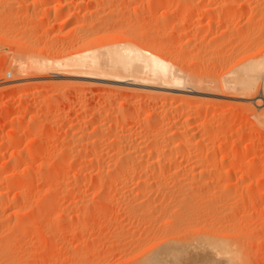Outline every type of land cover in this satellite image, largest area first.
Returning a JSON list of instances; mask_svg holds the SVG:
<instances>
[{
	"label": "rangeland",
	"instance_id": "obj_1",
	"mask_svg": "<svg viewBox=\"0 0 264 264\" xmlns=\"http://www.w3.org/2000/svg\"><path fill=\"white\" fill-rule=\"evenodd\" d=\"M65 1L70 0H0V82L3 79H12L10 76L13 77L14 72H11L7 66L11 60L10 58L13 57V53L19 51L18 54L23 55L22 50L25 49L18 45L21 42L28 43L30 41L40 47L46 46L47 51L44 47L46 55H49L50 52L53 56L57 54L60 57L66 56L75 48V33L72 31V27L77 23L79 24V22L81 23L82 12L77 17L70 18L67 22H62L64 20L62 18L65 16L64 13H59L60 15L54 17L58 14L53 10L55 4L58 5L59 2L63 3ZM169 1L166 3V5L170 3L169 5L159 8L155 13L152 12L154 18H149L150 12H147L149 13L146 14L148 16L145 15L144 17L154 19V25L160 26L159 28L164 26V30L163 28L158 29L161 33L159 34L161 38L158 39L163 42L161 46L165 50L163 52L171 57L174 62L185 57V61L189 62V67L187 65L184 68L186 72L191 69L193 74L196 71L197 75L195 74V76H199V78L200 76L202 78L209 76L212 81L216 82L218 79L219 83L224 76L228 78L229 75L227 74L231 73L236 66L239 67L246 57H257L258 53L260 54L264 50V0H180L182 3L179 0ZM179 5L181 6L178 7ZM211 5L215 9L212 14H209L205 8L208 7L206 9H209ZM174 6L176 7L175 10ZM47 7L49 8L48 13H51V15L44 14L48 10ZM189 7L191 8L189 9ZM168 8L171 10H168ZM239 11H243L242 15L244 16H239ZM208 14L214 20L211 24H207L206 20L203 19H206ZM171 19L174 20L173 23ZM161 22L163 23L162 26L160 25ZM169 24L170 26H168ZM172 27L175 28L174 31L177 30V33L183 28L180 30L182 31L181 39L176 36V32H173V35ZM197 27L201 28L198 29ZM80 31H83V28L79 29L78 34L81 33ZM171 36L173 37L171 38ZM174 38L176 39L174 40ZM97 42L103 44L102 41ZM107 42L109 43L105 40L104 44ZM43 47L41 48L43 49ZM33 53H40L46 58V55L40 51ZM38 71L40 70H32V73L30 72L28 76H24L18 82L16 81L17 84L13 87L10 86L0 90V187L2 191L4 190V195H2V198L0 197V264H153L148 260L152 256L153 250H155L152 245L154 242L160 241L159 238H162L163 242L164 238L166 240V238L171 237L169 236L171 227L163 221L168 220L167 223H170L172 217L166 219L165 212L161 215L159 212H157L158 214H148V217H146L147 213H144L146 216L141 213L143 208L141 206H144V210L147 207L148 209L153 208L152 205L148 204L156 205L158 201L151 203L149 202L150 199L147 198L143 202H141L142 199L130 201L128 195L133 191L134 186H137L134 185L137 177L133 175L131 170H128L129 174L122 175L124 179L120 178L116 182L112 181L115 179L116 174L113 173V178L110 177V174L107 176L108 173L115 170L111 167H108L110 169L108 170V165H105L106 163L109 164L108 156L105 157L99 154L108 149L109 143L104 141L105 145H102L103 142H101V146L97 147L102 151L98 152L97 149L96 154L104 158L101 159L102 161L100 160L101 163L97 161L100 164L95 161L93 164L91 161L81 158L86 154L85 152H87V155L89 154V147L87 148L84 145L87 142L85 141V135L87 133L92 134L95 126L103 123L107 124L108 117H105L107 113L110 114L111 111L113 112L118 108L120 110L124 109L125 113L127 110L128 113V110H131L134 105L137 106L136 108L140 105L141 108L143 107L142 101L133 104L132 96L129 97L130 95H128L127 88L132 84L131 81L111 82L105 85L104 81L90 80L98 83V85L89 88L88 86L85 87V82L89 79L83 76L71 77L65 70L60 71V73L57 72V74L48 71L38 73ZM9 72L11 75H8ZM258 82L260 83L256 84V87H258L257 92L255 91V94H252L253 96L250 95L246 98L234 94V96L229 94L226 97H212L203 94L198 97L201 102L197 106L200 107L198 109L195 108L196 106L192 108L191 111L195 112H193L195 116L193 114L192 122H201L209 131V134L205 136L198 132L197 137L194 136L192 142L195 144L200 141L198 149L202 152L215 149V155L209 158L210 162L204 161V158L201 157V162L203 160L207 164L204 163L203 165L199 159L202 166L197 165L193 169L187 167L183 168L184 171H182L183 169L178 171L171 169L172 174L177 172L176 176L175 174L172 175L170 170L165 172L166 175L164 172L159 174L160 177L159 175L158 177L154 176L149 171L147 177L151 178L148 180V185H146L147 189L150 188L151 191H155L154 189L162 185V189L166 186V189L169 190L170 185L174 183L175 185L173 184L171 187L173 190L179 188L180 191H184L186 201H182L185 202L184 205L179 203V208L181 206L186 207L184 209L181 207V210L187 212V214L191 212L188 217L190 219H193L191 216L194 217V223L199 221L196 217L201 216L199 218L206 221V224L211 221L209 225L212 223L214 227L218 228V231L223 229V231H220L221 236L226 231L223 234H226L227 239L230 237L229 241L236 245L241 252L242 264H264V129L260 128L259 122L252 114L256 112L255 114L260 115L264 112V97L262 96L264 86H262V81L259 80ZM122 89L123 91H121ZM185 95L187 98L190 96L189 93H185ZM155 104L157 108L160 106L157 103ZM145 108L149 107L146 106ZM138 109L140 110V108ZM159 109L162 108L159 107ZM132 126L129 128L131 132L138 127L133 126V129ZM129 129L125 128L124 132L121 133L127 135L130 133ZM137 130L138 128L135 132ZM17 134H19V137ZM124 134L123 136L126 137ZM28 147L33 150V157L29 159L25 156ZM80 152H84V155H81ZM34 153H36V156ZM77 154H80V157ZM225 155L229 156L224 157ZM95 163L101 167L106 166L104 167V175L101 176L104 178L102 181L106 183L104 185L106 190H100L98 187L99 181L96 178L94 180L93 178L90 179L89 183H81L77 188L73 186V180L75 178L79 180L83 177V174H88L87 170L95 166ZM64 164L68 166L65 165L64 168ZM211 164L221 166V169L224 168L226 171L217 169L214 172L211 166L213 168L215 165ZM199 167L200 169L203 168L204 172L199 170ZM194 168L198 169L195 170ZM47 170L49 171L47 172ZM200 171L201 173H199ZM167 172H170L169 175ZM192 173L197 176L193 177L194 174L192 176ZM163 174L164 178H161ZM200 174L205 176L199 178L198 175ZM17 177L21 179L19 180ZM125 177H127V180ZM156 178L160 179L159 183ZM150 180L151 182H149ZM174 180L176 181L174 182ZM110 181L114 184L107 187ZM166 181L169 182L166 184ZM199 182H202L201 185L198 184ZM66 185L67 187H64ZM149 185L151 186L149 187ZM66 188H69L70 191ZM95 189H98V191ZM192 191L197 192L190 193ZM19 192H21L22 197L18 195L14 199V196ZM99 192L102 201L96 198ZM152 193H150V197L152 195L151 199L154 198ZM186 193L189 194L186 195ZM192 194H196V198ZM188 198L191 199L190 203L187 201ZM47 200H51L53 203L48 202L47 204ZM144 202L146 205H143ZM197 203L198 205H196ZM174 204L177 203L172 202L171 205L170 202L167 204L168 210H173V207L178 206H174ZM161 216H164L165 219L161 220L160 218H163ZM166 216L170 215L167 214ZM149 220L150 222H148ZM161 223H165V225L162 226ZM198 225L202 226L203 223L199 221ZM158 227L160 228L158 229ZM198 228L197 230H201V228ZM161 230L169 232L165 233L163 231L161 233ZM192 230H187L188 234L185 230L186 234L183 235L182 233L185 232L182 231L180 233L184 239L186 238L191 242L192 245L189 247H193V249H189L190 252L187 253L186 248L184 252L186 251L187 254L181 251L177 252L179 253V255L176 254L179 256L178 258L185 255L183 260H186L182 261L181 259L178 262V258H176L177 262L179 264L180 261L183 264H196V261L201 262L200 259H204L202 260L204 262L207 260L205 263H198L218 264L213 258V254L211 255V249L208 246L205 248L206 245L201 246L195 242L197 241L196 238H199L196 233H200V230H196V233L189 232ZM210 231L207 232L211 234ZM218 231L212 233L218 234ZM202 232H206L205 227L202 228ZM163 233L168 235L163 236ZM180 235L178 236L180 237ZM194 248H197L198 252L199 250L203 251V254L207 253L208 256L202 255V253L199 255L196 253L197 249L194 250ZM193 250L200 257L192 256V254H195L194 252L191 253ZM209 252L210 254H208ZM180 253L183 254L181 257ZM187 255L192 256L193 260L191 262H187ZM147 256L149 257L147 258ZM196 258L199 259L195 260ZM170 262L176 264L173 260Z\"/></svg>",
	"mask_w": 264,
	"mask_h": 264
},
{
	"label": "bare ground",
	"instance_id": "obj_2",
	"mask_svg": "<svg viewBox=\"0 0 264 264\" xmlns=\"http://www.w3.org/2000/svg\"><path fill=\"white\" fill-rule=\"evenodd\" d=\"M168 1L169 0H146V1L145 0H75V1L70 0V1H65L63 3L59 2L58 5L55 4V6L53 7V10L55 11V13H58V14L54 15V17L57 15H60L59 13H61V14L64 13L65 16H63L64 18H62V19H64L62 22H67L70 20V18L77 17L82 12L81 13V15H82L81 23L79 22V24L77 23L75 26L73 25V27H72V31L75 33V43H76L75 48L73 50H71L69 54H67V55L65 54L66 56L60 57L57 54L53 56V54H51L50 52H49V55H46L44 53L45 49L47 51L46 46H44L45 49L43 46H41V47H43V49H42L37 44H34V42L31 43L30 41H28V43L27 42L26 43L21 42L20 44L17 43L18 45H21L22 47H24L25 50L24 51L22 50V52H23L22 56L18 54L19 51H18V53H13V55H12L13 57L10 58L11 60L8 63L7 67L9 70H11V72L12 71L14 72L13 73L14 75H13V77L10 76L12 78L11 80H4L3 79V81L0 82V90H2L3 88L6 89L10 86L13 87L15 84H17V82L20 79L22 80L24 76H28L29 73L35 69L42 71V73H43V71H45V72L48 71L49 73L51 72L53 74L54 73L57 74V72L60 73V71L65 70V71H67V74L70 75L71 77L83 76L86 79H89L87 82H85V87L88 86L89 88L95 87V85H98V83H94L90 80H101V81L105 82L104 83L105 85L110 84L111 82L112 83H123V81H125V80L131 81L132 84L130 85V87L127 88L128 90L127 89L126 90L129 93L128 95H130L129 97L132 96V103L136 104V103L142 101L143 107L148 106L149 108H147V109H149V110H147L144 107L146 109V111H145V109L143 107H142L143 108L142 109L141 105L139 104L140 106L138 108H140V110H141L140 111L138 108H136L137 106L134 105L135 106L134 107L132 104L133 108H131V110H128L129 111L128 113H127L126 108H125L126 113L124 112V109L120 110V108H118L117 110H114L113 112L111 111L110 114L107 113V115H105V117L106 116L108 117L107 124L103 123L102 125L95 126L93 128V130L91 129L93 132L92 134L87 133L85 135L86 136L85 141H87V142H85L86 144H84V143L83 144L86 145L87 148L89 147V149H88L89 154L87 155V152H85L86 154L84 155L83 154L84 152L83 153L80 152V153H82L81 155H84L81 158L85 159V160L87 159L88 161H91V163H93L95 161L96 163L100 164L101 163L100 160L103 157H101V156L99 157V155H102V156L104 155L105 157L108 156L107 158H109L108 159L109 161L107 159L106 160L108 161L109 164L106 163L105 165H108L107 166L108 170H110L108 167H111V169L113 168L115 171H113L112 173H108V174L106 173V174H107V176H109V174H110L111 178H113V175L116 174L114 176L115 179L112 180L115 182L117 180H119L120 178L124 179V177L122 175L125 176L126 174H129L128 170H131L133 175H135L137 177V178H135L136 179L135 180V179H133L134 177L131 175L133 177L132 179L135 180L134 185H137V186H134L135 188L133 189V191H131V192L129 191L130 193H132V194L129 193V195H128L129 196L128 198L130 199V201L133 199H138V200L142 199L141 202H143V200L145 198L150 199L149 202H151V203L158 201L159 205H158V203H156V205L149 203L148 205H150V206L152 205L153 208L150 207L148 209V207H147V209H146L147 212H146V210H144V206H141V207H143L141 213H143V214L147 213V216L145 214H144V216L148 217V214H151V215L152 214H158L157 212H159V214L161 215L165 212L164 215H165L166 219H170L172 217V219L170 220L171 221L170 223H167V222H169L168 220L163 221L166 224L170 225V227H171L170 232L169 231L165 232L164 230L163 231L165 233H168V232L171 233L169 235L171 237L166 238V240L164 238L163 242H162V238H159V240L161 239L160 241L154 242L152 247L155 248V250H153L152 256H150V257L147 256V258L149 257L148 260L151 263H153V264H159V263L171 264L172 262H170V261L173 260L176 262V264H179L178 262L181 259H182V261H186V260H183L185 258L184 257L185 255L182 256L183 254L180 253V257L181 256L182 257L178 258L179 256H177V255H179V253H177V252H179V251L184 252V250L187 248L186 249V250H188L187 253H189L190 252L189 249H193V247L192 248L189 247L192 245L191 242L189 240H187L186 238L184 239V237L182 235H180V233L185 232V231L187 232V230H189V229H193L192 231H189V232H195L196 233L197 231L200 230L199 228H201V230H202V228L205 227L206 232L201 233V230H200L201 234L196 233V234H198L197 236H199V238H196L197 241H195V242H197V244H199L201 246L206 245L205 248H207V246H208L211 249V255L213 254V258H215V260L218 262V264H242V258L243 257L241 255V252L239 249H237L236 245L232 244L231 241H229L230 237H228V239H227L226 234H223L226 232L225 229H224L225 232L222 233L223 236H221L220 231H223V229H220V231H218V228L216 226H215L216 227L215 228L212 223H211L212 226L209 225V222H211V221H209L208 224H206V221L201 220L199 218L201 216L196 217V219H198L200 221V223L201 222L203 223V225L200 226L201 224L198 225V223H199L198 220H196V221H198L197 223H194L195 218L192 217L191 214H190V216L194 220L190 219V217H188L189 216L188 214L191 213V212H189L190 209L188 210L189 213L187 214V212L181 210V207L183 209L186 207L181 206L179 208V203H181V204L183 203V205H184L185 202H182V201H186L184 191H180L179 188H178V190H177V188L173 190L171 187L174 183H172V185H170V188L172 190L169 188V186H168L169 190L166 189V186H165V188L162 189L161 188L163 186L162 185L161 187L158 186L156 189H154L155 191H151L150 188L147 189L146 185H148V180L151 178V177H149V178L147 177L149 174L148 173L149 171L154 176L158 177L159 174H162L163 172L165 173L168 170L171 171V169H175L173 171H178V170H181L185 167L193 169L194 166H197V165L202 166V164H200V163H203V165H204V163H206V162H203V160L201 162V157L204 158V161L210 162L209 158L211 156L215 155V149H211L210 151L205 150V152L203 151L204 152L203 153L200 149H198L199 148L198 143H200V141H197L195 144L192 142L193 137L196 136V134L198 132H200L202 135L207 136V134H209V131L206 130L205 125L203 126V124H201V122L200 123H193L192 122V120H193L192 117H193V114L195 112L191 111V110L195 106H196L195 108H197V109H198V107H200V106H197L198 103L201 102L198 100L199 99L198 97H200L203 94H208L212 97H216V96L226 97V96H229V94L230 95L234 94V95H238L239 97H243V98H246L252 94H255V91L257 92V90H258L257 89L258 87H256V84L260 83V82H258L259 80L262 81V83H263L262 86H264V50L263 51L261 50L262 52L260 54L258 53L257 57L256 56L255 57L251 56L252 58L246 57V59L244 61H242V64L239 65V67L236 66V68L232 71L233 74H232V72L228 73L227 75H229V76L226 75L228 78H226L224 76V78L222 80L220 79L219 83H218V79H217V81H216L217 83H216L215 81H212L209 78V76H207L208 77L207 78L205 75H203V76H205V78H202L201 76L199 78V76L198 77L195 76V74L197 75V73H195L196 71L194 72V74H193V71L191 73V69H190V71L187 70V72H186L185 71L186 69L184 70V68L188 65L189 62L185 61V59H186L185 57H184L185 59L181 58L180 60L174 62L173 60H171V57L167 56V54H164V52H163L164 48L162 49V46H161V43H163V42H160V39H158L160 37L159 34H161L158 29H162L164 26L162 28H159L160 26H158L156 24L154 25V22H153L154 19H147L148 17L147 18L144 17L146 14H149L147 12H150V14H151L154 11V13H155L156 11L159 10V8H162L163 6L165 7V5ZM170 3H168L167 5H169ZM180 3H182V2L180 1ZM174 5L176 6V4H174ZM180 6L181 5H179L178 7H180ZM192 6H193V4H192ZM213 7L211 5L209 7V9H206V8H208V7H206L205 10L209 14H212L213 10L215 9ZM190 8L191 7H189V9ZM219 8H221V7H219ZM169 9L170 8H168V10ZM175 9H176V7L174 8V10ZM199 10H201V9H199ZM217 10H218V7H217ZM48 12H49V8L44 14L51 15V13L49 14ZM259 12H261V11H259ZM154 13H152L151 15L149 14V18H154V16H152V15H154ZM209 14L206 17V19L202 17L204 20H206L207 24H211V22L214 21L212 19L211 15L209 16ZM242 14H243V11L238 12L239 16H241ZM146 16H148V15H146ZM156 16H158V15H156ZM203 16H205V15L203 14ZM242 16H244V15H242ZM62 19H60V20H62ZM78 21L79 20L77 19V22ZM171 21H172V19H171ZM173 21H172V23H173ZM157 23H158V21H157ZM196 24H198V23H196ZM160 25L162 26L163 23ZM168 26H170V24ZM188 26H189V24H188ZM182 27H184V26H182ZM80 28H83V31H80L81 33L78 34V31ZM200 28H198V29H200ZM77 29H78V31H77ZM182 29L183 28H181L180 30H182ZM163 30H164V28H163ZM172 30H171L172 33L173 32L175 33L177 31V30L174 31L175 28H173V27H172ZM180 30L178 33L176 32V36L179 38L181 37V33H182V31H180ZM160 31H162V30H160ZM174 33H173V35H174ZM172 37L173 36H171V38ZM164 38H166V37H164ZM164 38H162V39H164ZM175 39L176 38H174V40ZM105 40L109 41V43L107 42L106 44H104ZM37 41H39V40H37ZM97 41H100V42L102 41L103 44H99V42H97ZM39 45H41V44H39ZM261 49H263V48H261ZM38 51H40L41 53H44L46 55V58H45V56L40 55V53L39 54H37V53L32 54V52H38ZM258 51H260V50H258ZM168 54H169V52H168ZM170 55H171V53H170ZM180 57H182V56H180ZM188 67H189V65H188ZM40 71H38V73ZM234 71H236V72H234ZM240 71H242V72H240ZM188 72H190V73H188ZM8 75H11V73ZM49 75H51V74H49ZM38 77H40V76H38ZM214 80H216V79H214ZM83 86H84V84H83ZM121 91H123V89ZM187 91H190V92H187ZM185 93L190 94V96H188L189 98L186 97ZM262 96L264 97V88H263ZM110 102H112V101H110ZM155 103H157V105H160L159 107L162 109H159V107L157 108ZM144 104H146V105H144ZM199 105H200V103H199ZM130 106H131V104H130ZM164 107L165 108L168 107V108L165 109ZM248 107H250V106H248ZM261 112H263V111H261ZM255 113L256 112L252 113L254 118H256L257 121L259 122L258 124H259L260 128L264 129V112L261 113L260 115H257ZM194 116H195V114H194ZM197 122H198V120H197ZM225 123H226V121H225ZM134 124H138V125H136V126H138L137 127L138 130L136 132H135V130L137 128L134 129V127H136ZM206 124H208V123H206ZM131 125L134 126V127L132 126L134 129V130H132V132L129 129V128H131ZM207 127H210V126H207ZM125 128L129 129V132H130L127 135H125L123 133L126 137H124L123 134L121 133V132H124L123 130H125ZM18 133H20V132H18ZM17 135L19 137V134H17ZM202 135H201V137H202ZM14 137H12V138H14ZM82 137H83V135H82ZM16 138H17V136H16ZM224 140H226V139L224 138ZM104 141L109 143L108 149L106 151H103L99 155L96 154L97 149H98V152L100 150L102 151V149L99 150V148H97V147L101 146L100 145L101 142H103L102 145H105ZM15 142H16V140H15ZM10 143H11V140H10ZM221 143H222V141H221ZM84 145H83V148H84ZM210 146H211V144H210ZM211 147H213V146H211ZM26 150H27L26 155L25 154L24 155L28 159L32 158L33 157V150L31 149V147H30V149H29V147H28V149L26 148ZM78 153H79V151H78ZM35 154L36 153H34V155ZM77 156L80 157V154H77ZM227 156H229V155H225L224 157H227ZM74 157H76V156H74ZM224 157L222 156V158H224ZM199 159H200V163H199ZM216 160H217V158H216ZM237 160H240V159H237ZM97 161H99L100 163ZM98 164H96L95 166H92L90 168L88 167L89 168V170H87L88 174L87 173H86V175L83 174V177H81L79 180H76V178H75L74 180H76V181L73 180L74 183L72 182L73 186H75L77 188L78 186H80L81 183H84V184L89 183L91 181L90 179L93 178V180H94L96 178L99 181L98 187L100 188V190L101 189L106 190V188L104 186L106 183L104 181H102V180H104V178L101 177L104 175L103 174L105 171L104 167H106V166L103 165V167H101ZM225 164H227V163H225ZM225 164H224V166H225ZM65 165L66 164L63 165L64 168L66 166H68V165H66V166ZM211 165H215V166L212 168ZM211 165H210L211 169H213V171L215 172V170L217 171V169L220 170L221 166L223 164L221 163V166H219L220 168L216 164H211ZM64 168L62 167V169H64ZM135 169H137V170H135ZM197 169L198 168H196L195 170H197ZM202 169H200V167H199V170H202ZM206 169H205V172L207 171ZM27 170H29V169H27ZM221 170L224 171L225 169L223 168ZM48 171L49 170H47V172ZM85 171H86V169H85ZM182 171H184V169ZM179 172H181V171H179ZM185 172H187V171H185ZM20 173L23 174L22 172H20ZM169 173H168V175H169ZM197 173H198V171H197ZM199 173H201V171ZM171 174H172V171H171ZM173 174H175V176H176L177 172H174ZM193 174L194 173H192V176H193ZM204 174H206V173H204ZM165 175H166V173H165ZM187 175H190V174H187ZM201 175L202 174L198 175V177L202 178L203 176H205V175H202V176ZM149 176H151V175H149ZM196 176L197 175L194 174L193 177H196ZM159 177H160V175H159ZM169 177H171V176H169ZM17 178L19 179V177H17ZM126 178L127 177H125V179ZM152 178H154V177L152 176ZM161 178H164V174H163V177L161 175ZM156 179L159 180L158 181V183H159L160 179L159 178H156ZM107 180L109 181V179H107ZM151 180L153 181V179H151ZM151 180L149 182H151ZM184 180H186V179H184ZM112 181H110V183L107 187H110V185L113 186L114 183L112 184ZM175 181L176 180H174V182ZM167 182H169V181H166V184H167ZM70 183H68V184H70ZM191 183H192V180H191ZM193 183H194V181H193ZM200 183H202V182H199L198 184H200ZM179 184H181V183H179ZM60 185H62V184L60 183ZM152 185H154V184H152ZM185 185L189 186L186 183H185ZM150 186L151 185H149V187ZM184 186H182V187H184ZM11 187H12V185H11ZM59 187L61 188L62 186H59ZM64 187H67V185ZM16 188H17V186H16ZM128 188H129V186H128ZM13 189L16 190L15 188H13ZM53 189H55V188H53ZM66 189H68L70 191L69 188H66ZM55 190H57V189H55ZM95 190L98 191V189H95ZM193 190H194V188H193ZM3 191L1 190V187H0V197L1 198H2V195H4ZM188 191H190V190H188ZM151 192H153L152 193L153 197H154L153 199H151L152 195L150 197ZM194 192L192 191L190 193H194ZM6 193H7V191H6ZM20 193L21 192L16 194L14 196V199L18 195H21ZM198 193L200 194V191ZM201 193H202V191H201ZM188 194L186 193V195H188ZM23 195H25V194H23ZM99 195L101 196L100 192L97 195V197L96 196L95 197L98 198L99 200L101 199L100 201H102V198ZM192 195L195 196V198H196V194L195 195L192 194ZM211 195H213V194H211ZM193 196H190V197H193ZM21 197H22V195H21ZM102 197H103V195H102ZM125 197H126V195H125ZM19 198H18V200H19ZM49 198H51V197H49ZM119 198H120V196H119ZM14 199H12V200H14ZM20 199H22V198H20ZM46 199H48V198H46ZM51 199L53 200V198H51ZM82 199H83V197H82ZM103 199H105V198L103 197ZM190 200L191 199H189L187 201L190 203ZM192 200H193V198H192ZM50 201L51 200H47V204H48V202L50 204L53 203L52 201L51 202ZM54 202H55V199H54ZM170 202H171V205H172V202H176L177 204H174V206L178 205L177 207L179 209L177 207L176 208L173 207V210L172 209L168 210L167 204H169ZM208 202H207V204H208ZM82 203H83V201H82ZM144 204H145V202L143 203V205ZM45 205H46V203H45ZM196 205H198V203ZM137 206H135V207H137ZM139 207H140V205H139ZM30 209H31V207H30ZM138 210H139V208H138ZM197 212H198V210H197ZM167 214H169L170 216H166ZM204 215H206V214H204ZM197 216H198V214H197ZM131 217H133V216H131ZM161 217H163V218H160L161 220L165 219L164 216H161ZM167 217H170V218H167ZM186 217H188L189 219ZM146 219H148V218H146ZM148 222H150V220ZM165 223H163V224L165 225ZM163 224L161 223L162 226H164ZM197 227H199L198 228L199 230H197ZM159 228L160 227H158V229ZM168 228H169V226H168ZM194 228H196V229H194ZM214 230H215V232H214ZM163 231L161 230V233ZM207 231L208 232L210 231L211 234H209ZM216 231H218L219 233L213 234V233H216ZM186 232L182 233V234L184 235V234H186ZM187 234H188V232H187ZM165 235H168V234H164L163 236H165ZM178 235H180V237ZM196 249L197 248H194V250H196ZM194 250L191 253H193V252L195 253ZM200 251L201 250H199V252H198V249H197L196 253H198L199 255H201L200 253H202V255L205 254V253L203 254V251H201V252ZM187 253H185V254H187ZM196 253L192 254V256L193 255L197 256ZM208 254H210V252ZM199 255L197 257H200ZM206 255H207V253L205 254V256ZM188 256L190 257V259H188L189 258ZM192 256L187 255V257H188V258L186 257L187 262L188 261L191 262L193 260ZM176 258H178V262H177ZM198 259L199 258H196L195 260H198ZM200 260L202 263H205L207 261V260L205 262L202 261L204 259H200ZM196 262L198 263L199 261H196ZM201 262H199V263H201ZM173 264H175V263L173 262ZM180 264H183V263L180 261ZM192 264H195V263H192ZM208 264H210V263H208ZM215 264H217V263H215Z\"/></svg>",
	"mask_w": 264,
	"mask_h": 264
}]
</instances>
